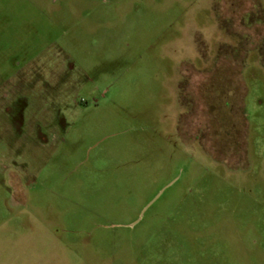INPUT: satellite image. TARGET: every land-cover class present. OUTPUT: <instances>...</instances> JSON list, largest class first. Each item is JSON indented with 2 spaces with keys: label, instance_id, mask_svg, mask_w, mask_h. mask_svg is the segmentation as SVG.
I'll return each mask as SVG.
<instances>
[{
  "label": "rangeland",
  "instance_id": "374dc122",
  "mask_svg": "<svg viewBox=\"0 0 264 264\" xmlns=\"http://www.w3.org/2000/svg\"><path fill=\"white\" fill-rule=\"evenodd\" d=\"M0 264H264V0H0Z\"/></svg>",
  "mask_w": 264,
  "mask_h": 264
}]
</instances>
